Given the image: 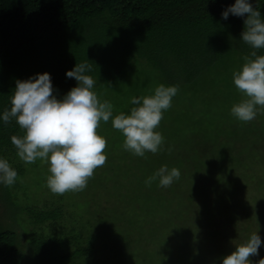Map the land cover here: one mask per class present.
Instances as JSON below:
<instances>
[{
    "label": "trees",
    "instance_id": "trees-1",
    "mask_svg": "<svg viewBox=\"0 0 264 264\" xmlns=\"http://www.w3.org/2000/svg\"><path fill=\"white\" fill-rule=\"evenodd\" d=\"M250 2L264 20V0ZM234 3L0 0V113L10 109L16 80L37 73L48 72L62 98L77 84L66 71L84 61L92 65L93 91L112 104L113 116L133 107L130 97L151 95L160 84L178 87L155 129L163 137L155 154L125 151L111 119L96 129L106 140L110 172L124 170L125 181L136 169L137 184L146 187L132 211L131 200L105 202L107 214L95 212L104 220L73 211L69 191L32 200L25 178L39 165L17 156L10 137L24 132L15 120L0 121V157L17 172L14 184H0V264H168L177 251L196 256L208 248L223 256L236 246L220 229L246 240L243 219L264 242V107L249 122L230 114L243 98L232 73L250 52L240 41L245 17L221 18ZM162 165L177 168L180 178L167 188L158 180L146 185ZM146 224L155 229L140 238Z\"/></svg>",
    "mask_w": 264,
    "mask_h": 264
},
{
    "label": "clouds",
    "instance_id": "clouds-1",
    "mask_svg": "<svg viewBox=\"0 0 264 264\" xmlns=\"http://www.w3.org/2000/svg\"><path fill=\"white\" fill-rule=\"evenodd\" d=\"M229 14L245 17L240 41L250 48L240 69L232 73V83L243 98L232 105L230 114L239 121L249 122L258 108L264 107V54L258 55V50L264 49V20L250 0H235L222 11L221 18L227 20ZM91 71L92 65L87 61L66 71L65 76L74 78L77 84L59 99L48 72L16 80L10 109L0 113V121L7 124L14 119L24 132L22 136L10 137L19 159L25 164L35 163L37 159L47 163L50 174L46 186L53 194L82 191L94 169L105 163L106 140L96 131L101 121L111 119L112 128L124 138L123 149L136 156L143 157L146 152L155 154L163 143L161 133L155 129L163 112L171 107L178 87L160 84L151 95L130 97L133 107L127 113L113 116L112 104L101 102L93 91L95 81L89 74ZM16 178V170L0 157V184L11 186ZM179 178L177 168L162 165L146 178L145 184L158 180L159 187L167 188ZM261 244V236L253 232L224 256L220 264H251L249 257L258 254ZM257 264H264V258Z\"/></svg>",
    "mask_w": 264,
    "mask_h": 264
},
{
    "label": "rangeland",
    "instance_id": "rangeland-1",
    "mask_svg": "<svg viewBox=\"0 0 264 264\" xmlns=\"http://www.w3.org/2000/svg\"><path fill=\"white\" fill-rule=\"evenodd\" d=\"M36 162L38 163L39 167L36 169L30 167V169L28 171L30 173L27 174V177L25 178V182L27 183L26 186L30 190L29 195L31 196L32 200H37L39 198L41 199L43 197H48L51 195L50 191L48 190V188L46 186V178L50 174L48 172V166L46 163H42L41 160H39V159H37ZM109 164H110V161H109V159L106 158V161L103 164V166L94 169L93 175L88 179L87 185L82 191H69V192L66 191V192H68V196H69L68 202H69L70 207L73 211H75L76 213H79L80 215H83L84 217H88L90 219H94L96 216L99 219L104 220L106 218V216H104L103 218H102V216L105 215L106 212H105L103 204H105V202H109L110 199L113 200V203L117 202V201H121L120 203L123 206H124V203L127 202V200H131V201H128L129 205H131V206H128L129 207L128 209H130L131 211L134 209L133 206L135 205V202L139 199L138 196L136 197L135 195L137 193H140V191H143L144 189H146V187H143V185H141L140 183H139V185L137 184V181H138L137 180V170L136 169L133 170V173L127 177V180L123 181L125 179L124 175L127 172H125L124 170H121L119 168L117 171L111 173L110 167H108ZM108 179H109V181H108ZM122 181H123V183H122ZM88 186H89V188H88ZM109 187L113 188V189L111 188L112 190L110 192L108 191ZM87 189L92 190V191L91 192L87 191ZM248 189L250 191V187L249 188L247 187L245 189V191H248ZM117 190L121 191L122 194L115 201L114 199H116V196L114 194H115V192H117ZM112 193H114V194H112ZM176 195H177V193H176ZM120 197L124 201L120 200L121 199ZM23 198L24 197L22 195V199ZM178 199H179V197H178ZM87 203H89V204H87ZM243 203H246V202L244 201ZM241 205H240V207L243 206V205L242 206ZM92 206H94V207L98 206V207H97V209H95V208L93 209ZM119 208H120V210L122 209V207H120V206H119ZM181 209L184 210V208H181ZM100 210H102L103 215L101 213L98 215L95 214V212L99 213ZM133 212L136 213L135 211H133ZM241 221H242L241 223L244 224L243 226L247 230L246 234L247 233L251 234L253 232H257V229L255 227L256 225L255 226L252 225V226L248 227L247 226L248 221H246L244 219ZM245 224H246V226H245ZM144 228L146 229V232L144 230L143 234L139 236L140 238H144V235L149 236V234H148L149 229H151V231H152L154 226L146 224L144 226ZM205 231H206V229H205ZM135 232H139V231H135ZM220 232L221 233L224 232V234H226L225 235V237H227L226 241L229 240V242L232 246H236V245L244 242V240H245L244 238L236 239V236L234 237L233 231L231 229L230 230L228 229L227 231H223L220 229ZM155 234H157L156 237L159 240L160 234L158 232ZM258 234H260V232H258ZM158 240H155L157 245L160 242ZM226 241L223 242L224 246L229 244ZM232 251H234V249L232 247H230V248L226 247V249L224 250L223 256H219L218 254L216 256L208 248L205 251H199V253H197L196 256L195 255L192 256V255L186 254L188 252H186V250L184 249L183 251L175 252L173 254L172 258L168 260L169 261L168 264H175V263L176 264L177 263L178 264H220L221 259L224 256L230 254ZM262 253H264V242L261 244V247L258 249V254L249 257L251 264H257V261L259 259H261L260 254H262Z\"/></svg>",
    "mask_w": 264,
    "mask_h": 264
}]
</instances>
